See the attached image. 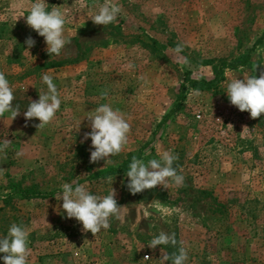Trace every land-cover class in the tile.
Masks as SVG:
<instances>
[{"label": "rangeland", "instance_id": "1", "mask_svg": "<svg viewBox=\"0 0 264 264\" xmlns=\"http://www.w3.org/2000/svg\"><path fill=\"white\" fill-rule=\"evenodd\" d=\"M32 2L0 0V72L21 110L12 122L8 113L0 118V142L11 140L0 153V237L12 223H23L30 264H159L181 241L186 264H264V114L252 119L226 93L231 78L253 75L257 63L255 75L264 70V0H113L122 11L107 26L89 18L105 0H46L49 10H66L71 42L58 56H50L44 38L26 24ZM28 37L35 40L30 49ZM177 44H184L180 55L189 65L178 62ZM76 59L33 70L43 62ZM129 62L134 69L125 67ZM45 73L62 103L55 119L37 129L40 121H26L23 113L47 91ZM103 89L109 92L105 99ZM105 103L125 115L129 141L112 163H91L94 149L90 138L84 140L91 128L84 117ZM168 150L179 157L173 167L178 174L182 169L183 186L158 185L133 195L126 172L111 175L124 208L121 219L111 218V227L96 236L67 218L63 201L55 198L63 183L78 176L92 194L107 195L108 176L94 174L119 168L131 153L147 161ZM20 191L54 194L23 200ZM160 231L175 233L177 246L148 247Z\"/></svg>", "mask_w": 264, "mask_h": 264}, {"label": "clouds", "instance_id": "2", "mask_svg": "<svg viewBox=\"0 0 264 264\" xmlns=\"http://www.w3.org/2000/svg\"><path fill=\"white\" fill-rule=\"evenodd\" d=\"M63 6H51L46 0H34L30 3L27 10L26 24L43 37L47 45L46 52L50 55H60L62 50L71 41L66 37L65 25L68 23L66 10ZM96 11L89 18L95 25L107 26L116 23L121 14V6L113 0H105L103 4L96 5ZM23 16V15H21ZM27 48L35 45V40L28 37L25 41ZM184 44H177L174 49L178 62L189 65L187 57L180 54L184 51ZM29 52L28 50H26ZM261 64L257 63L253 67V75L245 74L243 79L238 77L231 78L226 85V93L231 105L237 107L241 112H249L252 119H257L264 114V70L260 71L259 76L255 75L257 68ZM127 69H134L135 65L131 62L125 65ZM243 71V66H241ZM143 79V77H141ZM42 83L47 85V91L39 92V99L30 101L27 110L23 113L27 120L34 118L40 123L34 125L37 129H43L50 124L60 110L62 103V93L53 82V77L47 73L42 75ZM194 95H199L198 90H193ZM109 95L107 89L101 90L100 98L105 99ZM16 99L14 89L6 79L5 73L0 72V118L9 114L12 122L20 115L19 105L13 104ZM89 121L90 132L84 134V140L90 138L91 148L94 149L90 154V162L96 163L104 160L106 164L112 163L111 157L122 152L129 141L131 125L125 115L119 109H113L108 104H101L98 107L86 112L84 117ZM83 118V119H84ZM82 121V120H81ZM81 121L74 128L80 131ZM232 128V125H228ZM247 127L244 128V130ZM11 140L4 139L0 142V153H5L10 147ZM19 155V153H18ZM145 155H148L145 152ZM159 159H149L147 161L133 156L126 171L128 178L127 188L131 194L136 195L145 190H151L158 185L168 189L171 184L183 186L185 177L178 174L177 168L173 167L179 157L171 150L163 151L159 154ZM3 172V168H0ZM113 176L107 177V183L111 189L107 195L100 196L90 192L85 184L79 183V176L71 183H63L62 191L55 194V198L62 200V209L67 218H75L83 226L85 233L91 232L94 236L111 227L110 219H121V209L116 200V190L112 188ZM29 229L23 224L12 223L8 228L7 235L0 237V253H3L4 264H30L29 257L31 248L29 247ZM175 233L160 231L147 244L148 247L156 249L157 246L171 245L177 246ZM162 251V250H161ZM145 260L150 257L145 256ZM188 251L183 246V241L177 251L171 254H162L159 264H186Z\"/></svg>", "mask_w": 264, "mask_h": 264}, {"label": "trees", "instance_id": "3", "mask_svg": "<svg viewBox=\"0 0 264 264\" xmlns=\"http://www.w3.org/2000/svg\"><path fill=\"white\" fill-rule=\"evenodd\" d=\"M250 53L248 54V56L242 60V63L245 64V65H248L249 64V60H250ZM78 60H71V61H65V62H58V63H52V62H43V63H40L39 65L35 66L33 68V70H39V69H51V68H55V67H60L62 66L63 64L65 65H69V64H74L76 63ZM226 66H228L226 64ZM224 64L221 65L218 70L215 69V73H216V79L215 81H217L219 78H220V75L222 74V71L224 69ZM192 84L194 85H197L198 82H192ZM135 156L134 154H128L127 155V159L122 163L121 166H119V168L117 169H112L108 172H98L96 174H94V178H97V177H106V176H110V175H115V174H119V173H125L127 170H128V166L131 162V159L132 157ZM137 158H140V156H136ZM20 195H21V198L23 200H31V199H45V198H49L50 196H52L54 193H51V194H48V195H44V194H41V193H35V194H31L30 192H26V191H20L19 192Z\"/></svg>", "mask_w": 264, "mask_h": 264}]
</instances>
